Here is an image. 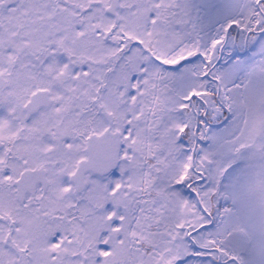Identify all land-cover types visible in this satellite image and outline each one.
<instances>
[{"label":"snow or ice","instance_id":"1","mask_svg":"<svg viewBox=\"0 0 264 264\" xmlns=\"http://www.w3.org/2000/svg\"><path fill=\"white\" fill-rule=\"evenodd\" d=\"M0 264H264V0H0Z\"/></svg>","mask_w":264,"mask_h":264}]
</instances>
